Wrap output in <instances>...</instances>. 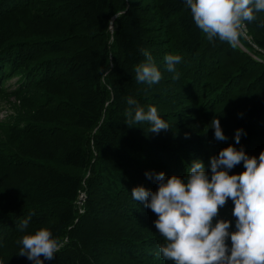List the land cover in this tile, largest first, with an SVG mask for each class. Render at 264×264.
I'll list each match as a JSON object with an SVG mask.
<instances>
[{
    "label": "trees",
    "instance_id": "16d2710c",
    "mask_svg": "<svg viewBox=\"0 0 264 264\" xmlns=\"http://www.w3.org/2000/svg\"><path fill=\"white\" fill-rule=\"evenodd\" d=\"M256 16L232 47L210 42L184 0H0V93L19 76L18 109L0 122V264H33L19 241L40 228L64 244L43 264H173L159 254L156 215L131 190H157L145 172L184 179L194 160L210 178V157L229 145L257 158L264 150V12ZM142 50L159 83L137 82ZM167 54L182 57L179 79ZM129 97L169 128L128 125ZM233 207L229 199L216 218L230 232Z\"/></svg>",
    "mask_w": 264,
    "mask_h": 264
},
{
    "label": "clouds",
    "instance_id": "9594fccd",
    "mask_svg": "<svg viewBox=\"0 0 264 264\" xmlns=\"http://www.w3.org/2000/svg\"><path fill=\"white\" fill-rule=\"evenodd\" d=\"M184 3L195 25L210 42L218 39L232 47L247 34V24L257 20L256 13L264 12V0H184ZM142 55L145 61L134 69L137 82L159 83L162 74L152 55L147 50H142ZM164 59L166 70L174 73V80L179 79L176 66L182 57L167 54ZM101 71L105 78L111 73L110 68ZM127 104L128 125L147 122L151 133L169 128L155 106L149 105L145 110L132 97ZM211 127L217 140L226 139L218 119H212ZM242 132L236 130V144L240 143ZM209 163L210 178L203 163L194 160L184 179L176 175L166 179L163 172H145L146 178L155 180L157 190L153 192L143 186L131 190L132 198L157 217L154 225L165 241L159 245L160 256L173 264H264V150L257 158L249 156L243 148L238 150L229 145L210 157ZM241 163L244 171L230 175L229 171ZM229 199L235 217V231L231 232L228 220L216 219ZM29 219L21 220L22 232L28 228ZM19 243L22 245L19 255L33 264H43L41 257L54 259L64 246L46 228L23 235Z\"/></svg>",
    "mask_w": 264,
    "mask_h": 264
},
{
    "label": "rangeland",
    "instance_id": "374dc122",
    "mask_svg": "<svg viewBox=\"0 0 264 264\" xmlns=\"http://www.w3.org/2000/svg\"><path fill=\"white\" fill-rule=\"evenodd\" d=\"M18 77V75H12L1 84L4 94L2 92L0 93V122L12 118L15 111L18 109L19 100H17L13 94H10L19 84ZM83 199L84 194H81L79 203H81Z\"/></svg>",
    "mask_w": 264,
    "mask_h": 264
},
{
    "label": "water",
    "instance_id": "95a60500",
    "mask_svg": "<svg viewBox=\"0 0 264 264\" xmlns=\"http://www.w3.org/2000/svg\"><path fill=\"white\" fill-rule=\"evenodd\" d=\"M239 45H240V43L239 42H237Z\"/></svg>",
    "mask_w": 264,
    "mask_h": 264
}]
</instances>
